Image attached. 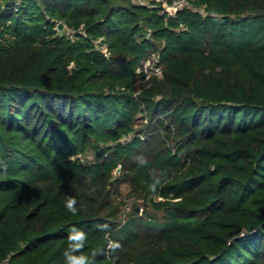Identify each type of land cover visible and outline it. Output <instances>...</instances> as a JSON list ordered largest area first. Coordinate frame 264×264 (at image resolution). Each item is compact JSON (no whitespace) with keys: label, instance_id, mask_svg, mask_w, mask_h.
I'll list each match as a JSON object with an SVG mask.
<instances>
[{"label":"trees","instance_id":"obj_1","mask_svg":"<svg viewBox=\"0 0 264 264\" xmlns=\"http://www.w3.org/2000/svg\"><path fill=\"white\" fill-rule=\"evenodd\" d=\"M194 4L0 0V263L264 264V0Z\"/></svg>","mask_w":264,"mask_h":264},{"label":"rangeland","instance_id":"obj_2","mask_svg":"<svg viewBox=\"0 0 264 264\" xmlns=\"http://www.w3.org/2000/svg\"><path fill=\"white\" fill-rule=\"evenodd\" d=\"M153 60H158L157 54L152 56L150 58V61L146 62L145 68H147L150 75H152L150 70V65H152L154 62ZM145 71V70H144ZM88 160L95 159L94 152L88 153L87 157ZM121 167L119 166L117 168V171H120ZM119 188L116 193L117 200L121 204V210H120V217L122 219H125L128 217V215L133 212L134 210L142 211L143 207L145 206L143 203L142 198L140 197L139 193L134 192L131 190V186L128 182L120 180Z\"/></svg>","mask_w":264,"mask_h":264},{"label":"built area","instance_id":"obj_3","mask_svg":"<svg viewBox=\"0 0 264 264\" xmlns=\"http://www.w3.org/2000/svg\"><path fill=\"white\" fill-rule=\"evenodd\" d=\"M137 3L141 4H151L153 1L161 2V12L166 13L168 16H175L179 11L187 8H194L196 9V5L194 4L195 0H134ZM68 32H71L70 29H68ZM102 39L100 38V41L97 44V47L102 49V51H106V45L101 42ZM147 61H150V59L146 60L143 63V71L148 72L147 68H145V64ZM153 64L150 65V70L152 74H156L161 76L163 73L162 65L158 62V60H153ZM129 139V138H126ZM0 264H10L8 261H3Z\"/></svg>","mask_w":264,"mask_h":264},{"label":"water","instance_id":"obj_4","mask_svg":"<svg viewBox=\"0 0 264 264\" xmlns=\"http://www.w3.org/2000/svg\"><path fill=\"white\" fill-rule=\"evenodd\" d=\"M63 27H64V24L60 22L59 25H58V28L62 29Z\"/></svg>","mask_w":264,"mask_h":264}]
</instances>
